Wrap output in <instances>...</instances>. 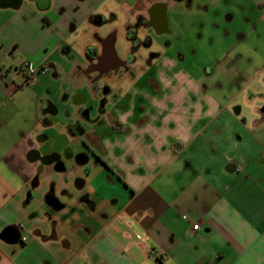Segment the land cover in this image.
I'll use <instances>...</instances> for the list:
<instances>
[{"label": "crops", "instance_id": "crops-1", "mask_svg": "<svg viewBox=\"0 0 264 264\" xmlns=\"http://www.w3.org/2000/svg\"><path fill=\"white\" fill-rule=\"evenodd\" d=\"M106 1L0 0V264H264V45L128 75L75 44ZM114 1L174 35L184 0Z\"/></svg>", "mask_w": 264, "mask_h": 264}, {"label": "rangeland", "instance_id": "rangeland-1", "mask_svg": "<svg viewBox=\"0 0 264 264\" xmlns=\"http://www.w3.org/2000/svg\"><path fill=\"white\" fill-rule=\"evenodd\" d=\"M253 5L251 1L242 0L176 1L169 14L170 29L175 34L159 35L139 19L129 18V12L114 0H107L98 8L105 21L88 22L87 27H82L76 34L78 41L75 44L78 52L83 54L86 44H99L98 36L106 38L114 33L119 56L127 62L123 72L130 68L128 75L144 72L152 59L158 53L166 52L172 42L182 48L181 56L185 61L189 60L190 65H210L217 58L233 57L239 48L247 55L248 44H254L255 51L262 53L264 25L258 24V31V26L256 28L252 23L253 12L264 9V2L261 1L258 7ZM238 32L245 38H238ZM51 197L55 199L53 195Z\"/></svg>", "mask_w": 264, "mask_h": 264}, {"label": "water", "instance_id": "water-1", "mask_svg": "<svg viewBox=\"0 0 264 264\" xmlns=\"http://www.w3.org/2000/svg\"><path fill=\"white\" fill-rule=\"evenodd\" d=\"M115 35H110L105 39V44L103 46V52L108 48L109 50H112L116 55L117 51L115 49V42H114ZM119 58V57H118ZM100 59V58H99ZM125 64L126 62L123 61ZM2 239L9 243H17L19 242V233L15 228L8 227L2 234Z\"/></svg>", "mask_w": 264, "mask_h": 264}, {"label": "flooded vegetation", "instance_id": "flooded-vegetation-1", "mask_svg": "<svg viewBox=\"0 0 264 264\" xmlns=\"http://www.w3.org/2000/svg\"><path fill=\"white\" fill-rule=\"evenodd\" d=\"M159 7H161V6H159V5L157 6L156 5V6L152 7L151 8V11H150L151 12V15L149 17H145V16L139 17V20L142 22L143 25H145L146 27L149 28V25L153 22V19L155 20V17L157 16V14L160 13ZM158 19H160V21H162L161 20L162 19L161 16H159ZM126 64H127V62H126ZM119 69H117V70H119Z\"/></svg>", "mask_w": 264, "mask_h": 264}, {"label": "built area", "instance_id": "built-area-1", "mask_svg": "<svg viewBox=\"0 0 264 264\" xmlns=\"http://www.w3.org/2000/svg\"><path fill=\"white\" fill-rule=\"evenodd\" d=\"M31 78L29 77L28 79H27V83L29 84V85H33L34 83H35V80H30ZM199 227V225H195V229H197ZM27 240V237H22V241L23 242H25Z\"/></svg>", "mask_w": 264, "mask_h": 264}]
</instances>
